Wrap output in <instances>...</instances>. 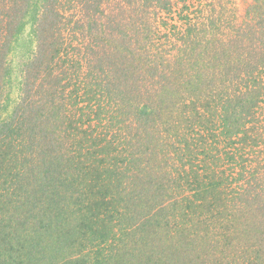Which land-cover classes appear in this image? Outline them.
<instances>
[{
	"label": "trees",
	"instance_id": "trees-1",
	"mask_svg": "<svg viewBox=\"0 0 264 264\" xmlns=\"http://www.w3.org/2000/svg\"><path fill=\"white\" fill-rule=\"evenodd\" d=\"M236 3L0 0V264H264V0Z\"/></svg>",
	"mask_w": 264,
	"mask_h": 264
},
{
	"label": "rangeland",
	"instance_id": "rangeland-1",
	"mask_svg": "<svg viewBox=\"0 0 264 264\" xmlns=\"http://www.w3.org/2000/svg\"><path fill=\"white\" fill-rule=\"evenodd\" d=\"M236 1H237L236 6H239V9L242 11L243 8H244V2H245V0H236ZM13 59H14V63L15 62L20 63V61L22 60L20 57L18 58L16 56H14Z\"/></svg>",
	"mask_w": 264,
	"mask_h": 264
}]
</instances>
